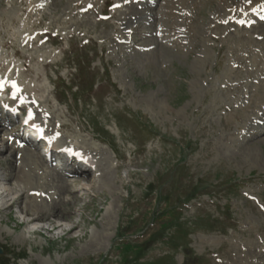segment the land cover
<instances>
[{
	"label": "rangeland",
	"instance_id": "1",
	"mask_svg": "<svg viewBox=\"0 0 264 264\" xmlns=\"http://www.w3.org/2000/svg\"><path fill=\"white\" fill-rule=\"evenodd\" d=\"M252 2L0 0V264H264ZM56 75L95 83L90 100L54 90ZM30 114L85 168L39 157L22 139Z\"/></svg>",
	"mask_w": 264,
	"mask_h": 264
},
{
	"label": "bare ground",
	"instance_id": "2",
	"mask_svg": "<svg viewBox=\"0 0 264 264\" xmlns=\"http://www.w3.org/2000/svg\"><path fill=\"white\" fill-rule=\"evenodd\" d=\"M134 1H136V0H134ZM250 1H254V2H252L251 3V7H250V11L251 12H253L254 14H255V16H254V20H256V22L258 23H261V24H264V0H232V4H233V6H237L238 8H245V6H246V4H249V2ZM132 6V5H131ZM233 14H235V10L233 11H231ZM243 12V11H242ZM145 13L146 12H143V14H140V15H143V18H145V19H147V17L146 16H148L149 15V12L146 14V16H145ZM151 14V13H150ZM154 16V15H153ZM234 16H236L237 17V19L235 20V21H237V22H242V23H245V22H248V20L246 19V18H242L240 15H234ZM248 17V16H247ZM150 18V17H149ZM249 19H250V17H249ZM231 20H233V19H231ZM251 21L253 20V19H250ZM232 22V21H231ZM226 24H228L229 23V21H227V22H225ZM233 23V22H232ZM241 23V24H242ZM125 24V23H124ZM233 24H235V23H233ZM250 24H252V22H250ZM260 25V24H259ZM258 35H261V37L259 38V40H263V43L261 44V46H258V44H257V46L259 47V50H258V48H257V46H255L254 48H257V49H255V50H258V52L256 51V53L254 52V48H253V46H251L250 48H249V44L248 45H246V44H241V46H244L245 48H246V50H247V48H249V50H248V52H249V57L251 56L250 54H252V58H254V59H252L253 61L255 60V62H256V60H260V58H262V59H264V50L262 51V48H263V46H264V32H260V33H258ZM241 38V37H240ZM239 38V39H240ZM258 40V41H259ZM252 41V40H251ZM251 41L250 40H248V41H246L247 43H251ZM239 42V41H238ZM256 42H257V40H256ZM239 43H241V41L239 42ZM254 45V44H253ZM244 48V49H245ZM262 52V54L260 55V53ZM246 54V53H245ZM248 54V53H247ZM263 61V60H262ZM261 94V93H260ZM258 97H259V95H258ZM259 98H261V97H259ZM259 98L258 99H256V100H259ZM260 101V100H259ZM13 114H14V112H12L11 110H6L5 111V115H4V117L2 118V121L3 122H9L10 120H11V116H13ZM34 117H33V114H31L30 116H29V119L28 120H25L24 121V123L25 124H27V126H32V124H33V119ZM18 124V123H17ZM7 136H5V137H3V138H0V140L6 145V143L8 142V141H10V137H8L9 138V140L6 138ZM5 138L7 139V141L5 140ZM45 141V144H44V150L46 151V152H50V150H48V148L46 147V145H49V144H51V146H52V143H50V141H49V138H47V139H45L44 140ZM6 147H8V146H6ZM13 148H15V147H13ZM1 149V148H0ZM11 149V148H10ZM18 150V149H17ZM42 151V150H41ZM41 151H37L36 153H37V155H39V157L41 156H43V154H42V152ZM30 155V154H29ZM31 157H32V155H30ZM78 157V159H80V160H82L83 159V157H84V155L83 154H81V155H78L77 156ZM33 159V158H32ZM34 161V160H33ZM34 163V162H33ZM35 166V167H34ZM34 166H32V172L34 173V174H36V175H38V176H41V175H44V173H45V169L43 170V168H41V167H38L36 164H34ZM26 167V166H25ZM24 169V168H23ZM22 169V167H19V171L21 172V173H23V175H24V172H26V170L24 171ZM54 169V168H53ZM55 170H59V169H55ZM60 171V170H59ZM28 172H29V170H28ZM28 172H27V174H28ZM55 173L56 174H58V172H56L55 171ZM44 178H46L47 179V177L48 176H46V175H44L43 176ZM57 177L59 178V180L61 181V183H62V190H67V181H66V179H64L62 176H60V175H57ZM43 178V179H44ZM27 180V179H26ZM43 181V180H42ZM26 184L28 183V182H25ZM45 184V183H44ZM50 185H52L50 182H48L47 184H46V186H50ZM28 186V185H27ZM45 186V187H46ZM44 187V186H43ZM46 192V191H45ZM44 196V195H43ZM45 197V196H44ZM44 197H41V200L43 201L45 198ZM50 198V197H49ZM48 198H46L45 200H47ZM48 201H51V200H48ZM48 201H47V204H48ZM44 202V201H43ZM46 202V201H45ZM50 204H56L55 202H53V201H51V202H49ZM35 204V203H34ZM33 205V204H32ZM35 206V205H34ZM56 207V205H54V207L52 206L51 208H49V209H46V211L45 212H49L50 210H54V208ZM41 208L40 207H37L36 208V210H40ZM32 220H35V219H32ZM29 223V222H28ZM57 226V225H56ZM54 227V226H53ZM58 227V226H57ZM54 229H55V227H54ZM39 230V229H38Z\"/></svg>",
	"mask_w": 264,
	"mask_h": 264
},
{
	"label": "water",
	"instance_id": "3",
	"mask_svg": "<svg viewBox=\"0 0 264 264\" xmlns=\"http://www.w3.org/2000/svg\"><path fill=\"white\" fill-rule=\"evenodd\" d=\"M0 254H2V249L0 248Z\"/></svg>",
	"mask_w": 264,
	"mask_h": 264
}]
</instances>
